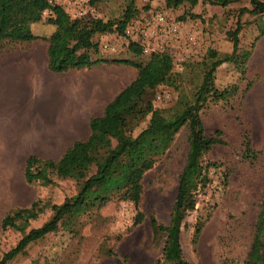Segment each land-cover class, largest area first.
Returning <instances> with one entry per match:
<instances>
[{"label":"rangeland","instance_id":"1","mask_svg":"<svg viewBox=\"0 0 264 264\" xmlns=\"http://www.w3.org/2000/svg\"><path fill=\"white\" fill-rule=\"evenodd\" d=\"M52 2L60 5L71 17L99 16L103 20L117 18L125 4V0H98L95 6L89 5L87 0ZM134 5L138 13L130 24L156 26L153 17L159 14L165 19L162 29L168 31L169 26H177V33L158 29L156 37L151 38V46L159 52L168 53L173 71L181 73L175 81L176 89L158 85L152 99L155 108L165 117L173 119L184 104L191 100V93L202 78L198 63L206 49L212 48L219 55L230 52L231 43L225 32L234 28L236 9L239 6L247 7V0H236L225 7L197 3L190 8L182 5L166 9L163 0H134ZM48 13L44 11L39 22L31 25L32 33L47 35L52 31L53 25L45 21ZM240 18L244 25L238 33L234 58L229 63L220 64L212 78L218 89L233 85L236 92L229 100L206 103L199 111L204 133L211 135L214 130H220V137L225 144L214 145L204 155L205 160L213 161L217 166L210 169L207 185L197 190L195 209L187 215L181 227V250L192 264H245L258 203L264 192V35L255 39L257 30L252 15L242 14ZM136 31L133 41L139 43ZM189 37L192 40L190 43ZM94 39L98 42L99 56L108 60L125 59L143 63L150 54L140 52L139 55H133L127 50L130 38L115 33H99ZM105 44L109 48H103ZM176 59L182 60L181 71L174 66ZM136 72L135 66L130 64L108 62L56 75L57 148L54 158L71 142V139L66 140L64 126L68 122L65 118L69 115V108L79 109L81 106L75 103L76 97L71 88L67 92L63 88L67 84L72 86L75 79L99 80L103 82L101 86L106 93L103 97L105 101L127 85ZM93 92L94 89L89 90L86 98L88 119L82 111L84 117L73 129L77 139L85 138L89 119L97 116L101 110L100 97ZM156 94L160 95L158 99L155 98ZM43 108L49 110L44 105ZM32 115L28 122L31 130L39 122V114L35 112ZM147 120L141 121L132 134L142 128ZM244 133L248 136L251 150L256 153L253 160L242 157L240 143ZM186 150V132L180 128L153 167L143 173L140 199L136 206L129 201L113 198L99 209L94 208L81 215L76 235L63 230L47 234L29 243L21 255L6 264H168L162 260V240L152 238L147 217L153 215L160 223L167 224L177 176L185 164ZM23 169L24 165L5 170L0 167V221L10 211L27 206L35 199L59 204L76 194L75 183L68 179L53 178L52 185L27 184ZM138 211L144 218L140 223L133 224V217ZM49 215L50 211L46 210L35 220L16 219L13 228L3 229L0 226V258L15 245L22 232L39 226ZM196 221H201L202 227L196 242L192 244Z\"/></svg>","mask_w":264,"mask_h":264},{"label":"trees","instance_id":"2","mask_svg":"<svg viewBox=\"0 0 264 264\" xmlns=\"http://www.w3.org/2000/svg\"><path fill=\"white\" fill-rule=\"evenodd\" d=\"M53 0H0V51L6 46L26 45L33 39L45 43L47 67L54 73L72 69H88L98 63L122 62L135 66V77L121 88L103 107L102 114L89 119L88 135L85 139L72 142L57 159H41L35 155L25 158L23 178L27 184L52 185L53 178L72 180L76 194L61 203L35 199L27 206L18 207L3 216L0 226L13 228L15 220H35L46 210L50 215L37 227L22 232L14 246L0 258L6 264L21 255L29 243L63 230L72 235L78 232V220L91 209L97 208L115 198L137 205L140 199V180L145 171L151 169L158 158L170 146L180 128L186 132L187 150L185 164L177 176L175 195L167 224L153 216L147 217L152 238L161 241V256L168 264H192L180 245V232L184 219L195 209L196 192L209 182L208 173L217 166L205 160L204 155L214 145L225 142L221 131L214 130L206 135L203 130L200 109L206 103L229 100L236 92L233 85L218 89L212 78L217 67L234 58L238 33L243 29L240 16L252 15L257 30L255 37L264 35V0H247L248 6L236 9L233 29L225 32L231 43L229 53L219 55L207 48L201 61L202 78L191 93V100L184 104L180 113L169 119L154 107L152 99L158 85L176 89V79L181 73L173 71L172 60L166 52H151L143 63L129 60L105 59L98 54L97 34L115 33L124 35V30L136 17L138 9L134 0H125L124 8L117 18L103 20L99 16L71 17ZM98 0H87L95 6ZM236 0H163L166 9L197 3L225 7ZM48 11L45 21L54 29L49 36H35L31 25L39 22L42 13ZM190 15H194L190 12ZM183 16L180 17L182 19ZM127 50L139 55L140 46L128 41ZM148 118L147 123L137 132L132 130ZM242 157L253 160L256 153L251 150L246 133L240 143ZM259 208L253 223L245 264H264V192L258 203ZM144 218L141 212L133 217V224ZM201 221L193 225L191 243L200 234ZM35 264H39L36 263Z\"/></svg>","mask_w":264,"mask_h":264},{"label":"crops","instance_id":"3","mask_svg":"<svg viewBox=\"0 0 264 264\" xmlns=\"http://www.w3.org/2000/svg\"><path fill=\"white\" fill-rule=\"evenodd\" d=\"M32 34L47 37L50 33ZM57 74L47 67L45 43L38 39H33L24 46L19 44L10 48L5 46L0 51V167L4 170L18 165L25 166V158L30 154L50 160L59 157L54 158L57 148L55 106ZM102 84L103 82L100 83L99 80L75 79L72 86L67 84L63 88L65 92L71 88L77 99L75 103L81 105L79 109L70 107L69 115L65 118L68 120L67 124H64L66 140L71 139L68 146L75 140L85 139L88 135L87 132L85 138L77 139V133L73 129L78 125V121L83 119L82 111L87 119L89 117L86 99L89 90L94 89L95 92L92 94L100 97L102 105L99 115L102 114L104 105L119 91L104 101L106 93L102 91L104 90ZM43 105L49 110H45ZM35 112L39 114V122L35 130L33 128L31 130L28 122Z\"/></svg>","mask_w":264,"mask_h":264},{"label":"built area","instance_id":"4","mask_svg":"<svg viewBox=\"0 0 264 264\" xmlns=\"http://www.w3.org/2000/svg\"><path fill=\"white\" fill-rule=\"evenodd\" d=\"M153 19L155 20L154 23L156 24V26H152V27H148L147 24H144L143 26H139L138 24H129L126 29L124 30V35L123 37H129L130 41H133V34L135 29L136 31V36H138V40L139 43H137L140 48H141V52L142 53H146L149 54L151 52H159L157 51V49H154L155 47L151 46V38H155L157 35V32L159 31L158 29H160L163 32L166 33H177V26L176 25H171L168 27V31L167 29H162V27L164 28L165 26V19H163L162 15L156 14ZM166 35V34H165ZM191 37L188 38L189 43L192 42V40H190ZM136 43V42H135ZM103 48L107 49L109 48V46L107 44L103 45ZM110 49H112V47H110ZM161 52H165V51H161ZM181 61L177 60L174 62V66L177 70L181 71L183 69V66H181ZM179 64V65H178ZM160 97L159 94L155 95V98L158 99Z\"/></svg>","mask_w":264,"mask_h":264}]
</instances>
